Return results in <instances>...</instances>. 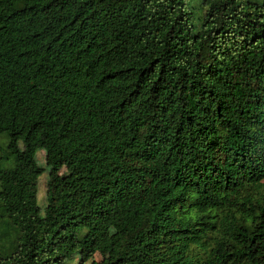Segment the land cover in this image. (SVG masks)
Masks as SVG:
<instances>
[{
	"label": "trees",
	"instance_id": "trees-1",
	"mask_svg": "<svg viewBox=\"0 0 264 264\" xmlns=\"http://www.w3.org/2000/svg\"><path fill=\"white\" fill-rule=\"evenodd\" d=\"M193 1L0 0V264H264V0Z\"/></svg>",
	"mask_w": 264,
	"mask_h": 264
},
{
	"label": "rangeland",
	"instance_id": "rangeland-1",
	"mask_svg": "<svg viewBox=\"0 0 264 264\" xmlns=\"http://www.w3.org/2000/svg\"><path fill=\"white\" fill-rule=\"evenodd\" d=\"M192 3L194 5L193 7L196 16L198 17L201 16L204 13V7H202L201 0H194ZM65 62L70 66L76 64L75 57L72 55L67 56ZM0 142H1V148L6 149V143L4 137L1 136ZM37 160L39 164L45 168L44 172L39 177L38 194H37L38 203L41 206V208L44 210L47 204V190H48V180H49V171L46 166V152L44 150H39L37 152ZM66 172H67L66 168H63L61 171L62 174ZM10 199L13 201H19L23 199V195L21 193H15L10 196ZM108 253H109V242L108 239H105L98 245L93 260L101 261L108 256ZM93 260L87 261L86 264H92ZM79 262H80V257L76 256L70 264H79Z\"/></svg>",
	"mask_w": 264,
	"mask_h": 264
}]
</instances>
